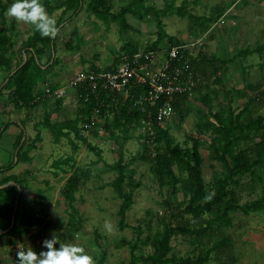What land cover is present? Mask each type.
<instances>
[{
    "label": "trees",
    "instance_id": "obj_1",
    "mask_svg": "<svg viewBox=\"0 0 264 264\" xmlns=\"http://www.w3.org/2000/svg\"><path fill=\"white\" fill-rule=\"evenodd\" d=\"M44 1L43 5L48 15L61 9L63 10L61 17L67 12H71L73 18L85 9L87 13L98 19L101 17V20L119 22V26L123 30L130 28L123 20L128 13L133 12L135 16L142 19L141 12L149 15L155 10L154 7L146 6L148 0H130V5L121 7L118 13L114 15L110 0H54L56 3L53 5H49V0ZM12 2L13 0H0V98L3 101L6 100L4 103L0 100L1 113L5 115L6 110L4 109L10 104H12L13 113L24 109L31 112L41 103H46L49 100H53L54 105L60 107L63 95H52L50 98H46L35 94L37 85L41 83L38 78L40 68L37 66L36 60H38V54H41L43 50L42 48L37 50V45L42 44L47 51L44 54L48 56L46 65H49V63L55 64L56 62L55 56L52 58V53L55 54L53 44L49 39H43L34 30L33 34L22 43L18 53L13 51L14 39H17L19 32L16 29L17 21L8 18L6 15V11ZM173 2L174 0H168L162 11L154 12L162 15L171 13L184 17L187 13L185 4L180 10H176L173 8ZM58 23H61V20ZM208 29L206 28L205 31ZM65 44L64 49L66 50L76 49L71 39ZM160 44L169 48L187 45L167 36L160 28L154 43L143 47L126 43L121 47V51L131 56L141 49L144 51L156 50ZM79 50L80 48H77V51ZM241 54L246 57L253 54L262 56L264 45L258 44L251 50L242 51ZM183 55L189 61L188 69L185 71L186 77L196 74L202 80L208 75V81L214 86L202 88L200 84L197 89L195 88L190 93V96L185 93L175 97L172 104L173 115H177L180 121L188 117L191 104L195 102L200 104L199 109L203 111V114L191 127L195 134L192 131L189 135L185 134L182 144H179L170 135L164 125L165 122H163L161 127L155 126V137L151 143L146 144L144 137L137 129L142 115L137 111L126 112L125 108H122L119 114H115L111 120H107L103 125V129L110 137L116 139V131L122 130L125 139L121 142L116 141V143L119 142L118 150L113 151V154L116 155V161L112 165H106L116 173V177L108 186L112 188L120 200L117 210L119 229L127 228L125 217L131 209L134 191L140 188L138 182L133 179V170L128 169L130 163H143L149 167L159 195H161L164 187L167 190L165 199L156 198L154 200L156 205L163 209L162 218L159 219L161 228L152 234L150 220L147 222L142 220L143 223L134 228L136 234L134 241L121 240L119 242L122 247L129 249L127 264H208L212 253L231 250L233 242L230 236L225 234L224 229L232 228L233 220L237 216L246 217L264 213V55L255 64L257 70L255 77L251 76L250 73L254 66L243 67L241 79L243 84L235 90L217 88L224 79L223 75L220 74L226 72L227 61L219 60L214 56L206 57L207 55L201 53L192 57L189 50L184 51ZM95 65L96 62H91L88 69L83 72L95 71L97 68ZM106 69H111V67H106ZM84 93V89L75 93L78 109L74 119L49 125V114H47L43 124L49 128L56 142L63 137L72 148L71 155L57 160L53 164L55 169L62 173L66 174L71 171L70 176L66 178L62 191L64 200L70 205L74 202L73 194L78 190L77 184L80 183V180L88 178L92 171L86 168L84 171L82 170L84 175L83 173L79 174L81 171L79 167L81 166L78 167L76 161L78 146L70 139V135L73 134L75 141H81L89 151L96 153L98 159L90 164L89 168L103 161L100 150L79 136L78 123L81 122L80 124H82L90 116L96 105L94 99L85 102L84 97H82ZM221 94L223 99H220ZM234 98H237V101H242V105L233 106L236 103ZM5 124L9 125V120ZM25 124V120L20 121L22 133L18 139L19 146L16 147L18 149L13 156L14 159L8 166L0 167V186L14 182L21 187V190L23 187H27L26 180L19 175L5 176L19 164L30 165L32 163L30 153L35 150L37 141L41 140L40 134L37 133L35 140L24 144L25 139L21 145V139L25 133V129H23ZM6 130L3 129L2 133ZM131 130H135L139 134L136 140L139 143L140 152L137 153L136 158H131L130 162L125 163L122 145L129 139L128 132ZM93 134L96 136V132L93 131ZM201 149L207 151L208 159L218 165L221 170L220 173H215L216 167L213 164L210 165L213 179L211 184H206L203 178L204 158ZM19 155H22V159H18ZM62 166H66L68 169H63ZM7 191L10 190L7 188L0 189V232L2 233L0 238L6 239L3 243V249L7 250L6 253L11 257L9 260L12 258L15 260L16 250L12 252L8 249L13 248L15 243L21 240V237L29 233L30 229L43 225L44 220L33 213L31 209L21 208L20 202L17 204L14 223L11 227L13 204L17 190H14L9 201L5 196ZM178 193H181V202H177L176 195ZM40 194L38 192V195ZM247 196L248 198L253 197V199L243 200V197ZM175 205L176 208L174 209ZM19 208L20 210H18ZM175 210L176 212H174ZM18 211L21 212L18 213ZM146 215L149 218L154 215L156 218L158 217L157 211L154 214L149 209H147ZM174 219H179V222L174 224ZM142 227H145L144 229L148 233L145 237H143ZM69 228H71L70 224ZM177 237L188 238L190 243L203 238L218 240L212 243L209 248L200 251L203 252L201 254H194L193 257H181L171 255V252H174L171 242ZM98 239V234H95L97 242ZM145 248L151 250L147 255L144 253ZM97 257V260L95 256L93 257L95 264H104L105 253L102 252Z\"/></svg>",
    "mask_w": 264,
    "mask_h": 264
},
{
    "label": "rangeland",
    "instance_id": "obj_2",
    "mask_svg": "<svg viewBox=\"0 0 264 264\" xmlns=\"http://www.w3.org/2000/svg\"><path fill=\"white\" fill-rule=\"evenodd\" d=\"M49 1V5L56 3L54 0ZM43 2L45 1L41 0L42 4ZM110 2L113 7V14H117L121 7L131 4L130 0H110ZM167 2L168 0L146 1V6L154 7L155 10L149 15L141 12L142 19L135 16L133 12L125 15L123 20L130 26L127 30L121 29L119 22L107 19L101 20V17L98 19L87 13L85 9L73 18L71 12H67L61 17L63 13L61 9L49 15L55 20L56 26L58 24V31L54 38H42L49 39L52 42L55 53H52V58L55 56L56 62L55 64L49 63V65H46L48 56H45L44 52L47 51L42 44V46L37 45V50L41 48L43 50L41 54H38V60H36L37 66L40 68L38 78L41 83L37 85L35 94L44 97L45 88H49L52 93L64 90V98L68 101L71 98L74 107H71V110L68 111L69 114L66 116H64L66 112L64 113L63 110L54 112L48 107L45 108L46 105L43 108L37 107L38 109L36 108L31 112L24 109L13 113V107L10 104L4 109L6 110L5 115L1 113L0 109V162L4 163V167L8 166L14 159L13 156L17 152L18 148L16 147L19 146V143L14 136L7 134V130L2 133L3 129H7L10 125L17 127L22 133V127L18 124L19 121L26 120L21 145L25 139L24 144L35 140L37 133L41 136V140L37 141L35 145V150L30 153L33 161V155H37L35 159L37 158L39 162L38 166L32 161L30 165L19 164L11 171L12 174L27 178L26 181L31 183L26 182L27 187H23L22 190L14 182L0 186V189L7 188L10 190L5 193L7 201L11 200L14 190H17L13 211L16 203L21 202V208L31 209L33 213L44 220L43 225L30 229L26 236L21 237V240L15 243L17 247L26 248L27 242H29L38 252L40 251V241L48 237L50 231L55 229L57 231L54 234L58 237L60 244L71 243L82 246L89 255L95 256L96 260L97 255L104 252V264H127L129 249L122 247L119 242L121 240L134 241L136 237L134 228L143 223L142 220L145 222L150 220L152 234L155 230L161 228L159 219L162 218L163 209L159 205L157 206L154 200L156 198L162 200L167 197L166 187L159 195L157 186L154 183L155 179L149 167L138 162L130 163L128 169L133 170V179L138 182L140 188L134 191L131 209L125 217L127 228L119 229L118 227L117 210L120 200L116 197L112 188L108 186L116 177V173L106 165H112L116 161V155L113 154V151H117L119 142L125 140L122 130L116 131L115 137L117 138L114 139L101 126L102 131L100 133L103 136L100 137L101 139L97 138L94 143L89 144L100 150L103 161L93 165L92 168H89L90 164L98 159L96 153L89 151L81 141H75L73 134L70 135V139L78 146L76 161L78 167L81 166L79 167L81 169L79 174H82V170L84 171L86 168L92 170L88 178L84 177L85 179L80 180V183L77 184L78 190L74 192V202L70 205L64 200L62 191L66 178L70 176L71 171L66 174L62 173L60 170L55 169L53 164L57 160L71 155L72 148L63 137L56 142L49 128L43 126V124L47 114H49V125L71 119V111L72 109L77 110L75 103L77 102L78 105V100L77 98L73 99L74 90L69 88L67 83L76 75L88 69L91 62H96L99 66L110 64L112 53H115L126 43L137 44L140 47L150 45L156 41L160 28L167 36L182 44L191 45L199 41L201 44L190 50L191 55L194 57L201 53L207 55V57L214 56L219 60L227 61V71L221 74L224 78L223 83L221 82L222 88L235 90L237 87H241L243 84L241 80L243 67L257 64L264 55L253 54L246 59V56L241 54L242 51L251 50L258 44L264 45V0H174L173 8L176 10H180L185 4L187 13L184 17L171 13L162 15L154 12L162 11ZM220 16L222 18H219ZM60 20L61 23H58ZM216 20H218L217 23L213 25ZM206 28L210 29L208 33H205ZM16 29L19 36L14 39L15 44L12 49L15 53H18L22 43L33 34L35 28L33 25L17 21ZM68 39H71L76 50L67 55L64 47ZM160 45V47L166 46ZM80 47L81 49L85 48L83 52H77V48ZM72 56L75 58L67 61ZM252 68L250 73L251 76L255 77L257 72L255 65ZM220 99H223L222 94ZM234 100L236 103L233 106L242 105V101H237V98H234ZM5 101L1 100L2 103ZM193 104L190 106L188 117L183 121H180L177 115H173L164 123L170 135L179 144H182L185 134L189 135L191 131L195 134L191 127L203 114V111L199 109L200 104L197 102ZM7 120H9V125L5 124ZM14 121L18 124L12 125ZM80 123H78L79 128ZM138 135L135 130L128 132L129 139L122 145L125 163L130 162L131 158H136L135 156L140 152L139 143L136 140ZM206 138L208 139V136ZM116 141L119 142L116 143ZM206 152L201 149L204 158L202 172L205 183L211 184L213 179L210 165L213 164L216 167L215 173H220L221 170L218 165L208 159V153ZM18 159H22V155H19ZM62 168L68 169L66 166H62ZM34 170L36 172L33 175L32 171ZM47 170L49 173L45 172ZM25 171L31 174L29 178L26 177L28 176L27 173H25L27 175H23ZM24 189H26V193ZM27 191H30V193ZM22 192L24 198H26L23 202ZM38 192L42 195H38ZM176 198L177 202H181V193H178ZM247 199L252 200L253 197H243V200ZM36 200H39V202ZM147 209L154 214L157 211L158 220L155 215L152 218L147 217ZM178 222L179 219H174V224ZM69 224L71 228H69ZM144 228L142 227L143 237L148 235ZM224 231L233 242L231 250L212 253L208 264H264V213L252 214L246 217L239 215L233 220V227L226 228ZM95 234H98V242L95 240ZM5 240V238H0V264H14L13 258L9 260L11 257L6 253L7 250L3 249ZM217 240L203 238L190 243L188 238L177 237L171 242L174 251L171 252V255L193 257L203 253L200 251L209 248ZM20 242L25 243L21 244ZM16 245L8 250L15 252ZM150 252L149 248L144 249L146 255Z\"/></svg>",
    "mask_w": 264,
    "mask_h": 264
},
{
    "label": "built area",
    "instance_id": "obj_3",
    "mask_svg": "<svg viewBox=\"0 0 264 264\" xmlns=\"http://www.w3.org/2000/svg\"><path fill=\"white\" fill-rule=\"evenodd\" d=\"M200 44L198 41L152 51L141 49L131 56L121 53L110 65L111 69L97 67L95 71L76 75L67 86L74 91L84 89L82 97L85 102L96 101L90 116L80 126V138L94 143L103 136L101 126L125 108L126 112L137 111L142 115L137 129L144 137V143H151L155 137V126L161 127L173 116L175 97L185 93L190 96L202 83L196 74L186 77L189 61L183 55L184 51L193 50ZM52 95L62 96L63 92L44 90V97Z\"/></svg>",
    "mask_w": 264,
    "mask_h": 264
},
{
    "label": "clouds",
    "instance_id": "obj_4",
    "mask_svg": "<svg viewBox=\"0 0 264 264\" xmlns=\"http://www.w3.org/2000/svg\"><path fill=\"white\" fill-rule=\"evenodd\" d=\"M6 15L18 22L33 25L42 37L54 38L57 34L56 22L48 15L41 0H13ZM56 231L51 230L49 236L40 241L38 252L29 242L26 248L16 245L14 264H95L94 258L82 246L71 243L60 244L54 234Z\"/></svg>",
    "mask_w": 264,
    "mask_h": 264
},
{
    "label": "crops",
    "instance_id": "obj_5",
    "mask_svg": "<svg viewBox=\"0 0 264 264\" xmlns=\"http://www.w3.org/2000/svg\"><path fill=\"white\" fill-rule=\"evenodd\" d=\"M113 14V13H112ZM114 15V14H113ZM128 25V24H127ZM129 26V25H128ZM212 30L214 29V28H211ZM209 30L210 29H208L205 33H208L209 32ZM204 33V34H205ZM69 40V39H68ZM68 40H66V41H68ZM161 46V45H160ZM86 47V46H85ZM85 48H83V49H81V47H80V50L79 51H77V52H83V50H84ZM74 50H76V49H69V50H66L65 49V51H66V53H67V55L69 54V53H71V52H74ZM121 53H123L122 51H121V48H119V50H117L115 53H112V57L110 56V64H108V65H106V66H99L98 64H96L97 65V67H101V68H106V67H109L111 64H113V62L116 60V58L121 54ZM76 55V54H75ZM74 55V56H75ZM47 56V55H46ZM74 56H72V57H70V58H68L67 59V61H69L70 59L72 60V59H74L75 57ZM207 57V56H206ZM248 57H246V59H247ZM72 63V62H71ZM247 63H248V61H247ZM91 65V64H90ZM95 65V66H96ZM255 65V64H254ZM254 65H252V66H254ZM227 71V70H226ZM229 72H230V70H229ZM229 72H228V74H229ZM210 75L212 76V74L210 73ZM221 75V74H220ZM213 77V76H212ZM209 79H208V75H206V77L205 78H203L202 79V83H201V87L202 88H211V87H209V86H212V84L210 83V81H208ZM223 83V82H222ZM222 83L220 84V86H218V88H222L223 86H222ZM206 84H209L208 86H204V85H206ZM212 87H214V86H212ZM200 88V87H199ZM46 89V88H45ZM44 89V90H45ZM213 89V88H212ZM62 92H63V98H62V102H61V105H60V107H57V106H55L54 105V101L53 100H49V101H47L46 103L45 102H43V104L40 106H38V108H43L45 105V108L46 107H48V108H50V109H52L54 112H56V111H64V113H65V115L64 116H66L67 114H69L68 113V111L69 110H71V107H74V104H72V99L70 98L69 99V101L67 100V99H65L64 98V95H65V91L64 90H62ZM76 91H74L73 92V99H76ZM66 101H67V104H66ZM73 105V106H72ZM75 106L77 107V109H78V105H77V102L75 103ZM37 108V109H38ZM76 114H77V110H73L72 109V111H71V114H70V116H71V119H74L75 118V116H76ZM69 116V117H70ZM23 120H24V118H23ZM66 120H69V119H66ZM26 121V120H25ZM65 121V120H64ZM27 122V121H26ZM16 124H18L16 121H14V123L12 124V125H16ZM20 125V121H19V124H18V126ZM9 128V129H8ZM7 128V134L8 135H10V136H14L15 138H16V140H18L19 139V136H20V134H21V132L17 129V127H14V126H9ZM1 138V137H0ZM27 138V137H26ZM40 138H41V136H40ZM32 155V154H31ZM11 156V155H10ZM35 157H37V155L36 154H34L33 155V158H34V161H33V163L35 162V165L36 166H38V160H37V158L35 159ZM43 160V159H42ZM43 163H44V160H43ZM4 163H2V162H0V167H2V166H4L3 165ZM53 168V167H52ZM38 169V168H37ZM39 170V169H38ZM33 172V175L35 174V172H36V170H34V171H32ZM46 173H49V171L47 170V171H45ZM25 173H27L28 174V171L26 172H23V175L25 174ZM12 173H11V171L9 172V173H7V174H5V176H9V175H11ZM27 174H25V175H27ZM29 176H31V174L29 173L28 174V176H26V177H28L29 178ZM21 177V176H20ZM22 178V177H21ZM25 180H27V178H24ZM26 182H28V183H31V182H29V181H26ZM28 193H30V191H27ZM25 193H26V191H25ZM22 202L26 199V198H24V194H23V192H22ZM32 200V199H31ZM37 202H39V200H36Z\"/></svg>",
    "mask_w": 264,
    "mask_h": 264
},
{
    "label": "water",
    "instance_id": "obj_6",
    "mask_svg": "<svg viewBox=\"0 0 264 264\" xmlns=\"http://www.w3.org/2000/svg\"><path fill=\"white\" fill-rule=\"evenodd\" d=\"M16 209H17V203H16V205H15V209H14V211H13L11 227L13 226V223H14V217H15ZM0 234H1V232H0Z\"/></svg>",
    "mask_w": 264,
    "mask_h": 264
}]
</instances>
